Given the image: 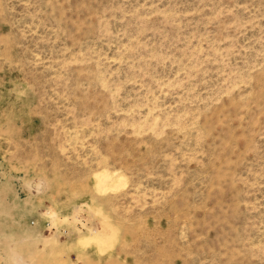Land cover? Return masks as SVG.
<instances>
[{
  "label": "rangeland",
  "instance_id": "obj_1",
  "mask_svg": "<svg viewBox=\"0 0 264 264\" xmlns=\"http://www.w3.org/2000/svg\"><path fill=\"white\" fill-rule=\"evenodd\" d=\"M9 253L264 264V0H0Z\"/></svg>",
  "mask_w": 264,
  "mask_h": 264
},
{
  "label": "bare ground",
  "instance_id": "obj_2",
  "mask_svg": "<svg viewBox=\"0 0 264 264\" xmlns=\"http://www.w3.org/2000/svg\"><path fill=\"white\" fill-rule=\"evenodd\" d=\"M114 175V174H113ZM97 182H99L100 184H103V183H106L107 181L112 183V185L114 186L116 184V179H117V176L114 175V176H111L110 174L108 173H102V174H99V175H96V178ZM109 179V180H108ZM98 184V183H97ZM105 185V184H104ZM103 187V186H101ZM98 190V189H97ZM101 236V235H100ZM99 236V233H96L93 237L95 239H99L100 238ZM104 237V238H103ZM103 239L105 240V236L103 235ZM107 239V238H106ZM99 241H101V238L99 239Z\"/></svg>",
  "mask_w": 264,
  "mask_h": 264
},
{
  "label": "clouds",
  "instance_id": "obj_3",
  "mask_svg": "<svg viewBox=\"0 0 264 264\" xmlns=\"http://www.w3.org/2000/svg\"><path fill=\"white\" fill-rule=\"evenodd\" d=\"M18 261L19 257L17 255L9 253L4 260V264H18Z\"/></svg>",
  "mask_w": 264,
  "mask_h": 264
}]
</instances>
